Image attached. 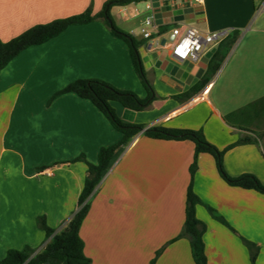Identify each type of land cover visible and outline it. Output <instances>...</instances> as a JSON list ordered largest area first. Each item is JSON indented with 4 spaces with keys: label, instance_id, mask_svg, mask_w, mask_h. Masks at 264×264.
<instances>
[{
    "label": "crops",
    "instance_id": "0c3cea01",
    "mask_svg": "<svg viewBox=\"0 0 264 264\" xmlns=\"http://www.w3.org/2000/svg\"><path fill=\"white\" fill-rule=\"evenodd\" d=\"M107 1L0 0V40L89 8L99 13ZM255 1L147 0L140 12L130 10L133 3L113 7L111 15L119 29L140 41L139 23L153 16L163 31L162 44L174 28L229 31L227 38L238 31L239 67L229 74L247 85L264 86V31L248 27L241 32L252 20ZM116 8L120 10L112 14ZM221 43L207 48L197 61L185 62L174 60L167 47L144 43L139 52L157 99L144 111L118 102L112 106L125 123L202 131L210 143L226 150L223 167L229 176L251 174L264 185V129L255 134L233 127L224 119L234 111L225 100L212 99L211 92L204 101L199 98L208 92L210 65ZM78 79H102L148 97L128 44L102 20L69 27L24 50L0 74V260L9 250L29 246L39 252L50 242L39 217L46 218L55 234L64 230L79 210L87 162L97 164L100 150L123 138L90 100L74 93L54 98ZM245 136L253 141L239 144ZM26 144L30 161L21 155ZM195 154L190 140L153 139L143 133L118 150L80 229L92 264H151L161 250L154 264H196L190 240L178 238L191 184L204 204L237 231L215 220L206 206L197 207V217L207 225L208 263L253 264L244 237L259 247L255 264H264V193L229 185L216 159L206 153L198 156L192 177ZM80 156L87 162L77 161Z\"/></svg>",
    "mask_w": 264,
    "mask_h": 264
},
{
    "label": "trees",
    "instance_id": "16d2710c",
    "mask_svg": "<svg viewBox=\"0 0 264 264\" xmlns=\"http://www.w3.org/2000/svg\"><path fill=\"white\" fill-rule=\"evenodd\" d=\"M144 1L146 0H108L103 10L99 13H94L92 8H89L78 15L57 19L46 24L35 25L9 41L5 42L0 40L1 74L2 70L24 50L48 42L62 34L69 27L86 25L97 20H102L115 36L121 38L128 44L136 73L148 92L147 98H141L133 91L119 89L110 82L102 79H78L68 84L54 95L55 98L59 95L74 93L83 99L90 100L107 117L112 126L123 134V138L120 142L110 147H103L100 150L97 164L87 162L84 156H80L76 159L77 161L83 160L87 162L88 175L78 200L79 208H81L74 214L66 228L55 234V231L47 225L46 218L43 216L39 217L38 225L46 232L48 237H52L50 242L39 252H36L29 246L25 247L23 250H9L7 256L3 260H0V264H92L91 259L85 254V244L80 236V229L89 212L91 199L109 170L115 154L122 146L129 143L140 133L153 139L190 140L194 142L196 154L194 163L191 166L192 177H194L198 168V156L206 153L212 155L216 159L218 170L222 178L229 185L264 193V185H262L254 175L245 174L238 178L229 176L223 167V158L226 150H219L215 145L210 143L202 131L192 129H170L165 127L146 128L144 125L125 123L117 115L112 106L113 102H118L127 109L144 111L157 99L156 92L147 78L139 52L141 45L148 41L145 39L141 41L137 40L132 34L119 29L111 15L113 7H125L133 3ZM161 33H163V31L161 32L160 30V34ZM238 35L239 32L235 31L232 36L221 43L218 52L212 58L209 70L210 76L215 74L219 69V65L214 64V62L217 59L220 49L224 46L234 44ZM205 83H208V80ZM190 95L187 94V97ZM263 118L264 97L224 116L225 121L229 125L239 128L242 131L253 133L254 131L251 129L253 125H257L260 131L264 129V126L260 125V121ZM237 121L241 123H237ZM262 135H264V132ZM252 141L251 137L245 136L239 141V144L251 143ZM199 205L206 206L210 215L215 220L230 228L235 233H237V231L214 208L204 204L200 197L194 192L191 184L187 195L185 223L178 238L186 237L190 240L192 255L196 264H209L204 242L207 225L197 217V207ZM241 238L250 252L252 263L255 264L259 254L258 245L244 237ZM161 252L162 250L157 253L156 258ZM156 258L151 264L155 263Z\"/></svg>",
    "mask_w": 264,
    "mask_h": 264
},
{
    "label": "rangeland",
    "instance_id": "374dc122",
    "mask_svg": "<svg viewBox=\"0 0 264 264\" xmlns=\"http://www.w3.org/2000/svg\"><path fill=\"white\" fill-rule=\"evenodd\" d=\"M131 6L130 10H137L140 12L146 6V1L134 3ZM119 10V8L114 9L112 14H115V12H118ZM253 12L252 20L248 24L247 28L241 30L242 33L248 31V27L250 30L254 28L264 31V0H257L254 2ZM166 39L169 42L168 35ZM240 41L241 39H238L234 44L224 46L220 49L217 59L214 62V64L219 65V69L215 72V74L211 75V81L208 83L209 89L208 92L206 91V96L209 92H211L210 96L212 99L217 98L219 99V102L222 100L223 104L225 100L227 109L234 111L264 97V86L259 85L260 82L257 81L259 84L247 85V82L237 81L233 79L231 74H229L233 71V69H237L239 67L238 64L241 56V49H239ZM217 52L218 51L215 50L214 54L216 55ZM221 91H223L222 96L220 94ZM202 101L204 100L202 99ZM237 123L241 122L237 121ZM260 125L264 126V118L260 121ZM251 129L255 134H260V130L257 125L251 126ZM33 153L34 149L32 150V154ZM21 155H23L26 160H31V150L28 144H26V147L22 148ZM8 158L9 155H6L5 162H7Z\"/></svg>",
    "mask_w": 264,
    "mask_h": 264
},
{
    "label": "built area",
    "instance_id": "2783aa9c",
    "mask_svg": "<svg viewBox=\"0 0 264 264\" xmlns=\"http://www.w3.org/2000/svg\"><path fill=\"white\" fill-rule=\"evenodd\" d=\"M147 8L151 9V6L148 5ZM138 31L142 39L156 46L169 48L172 57L177 62L197 61L207 48L221 43L229 35V31L202 33L193 27H188L184 31L180 28H174L171 32L169 42L165 41L162 44L159 27L151 15L143 18L139 23ZM205 94L206 91L199 98H205Z\"/></svg>",
    "mask_w": 264,
    "mask_h": 264
},
{
    "label": "water",
    "instance_id": "95a60500",
    "mask_svg": "<svg viewBox=\"0 0 264 264\" xmlns=\"http://www.w3.org/2000/svg\"><path fill=\"white\" fill-rule=\"evenodd\" d=\"M163 43H165V41Z\"/></svg>",
    "mask_w": 264,
    "mask_h": 264
}]
</instances>
